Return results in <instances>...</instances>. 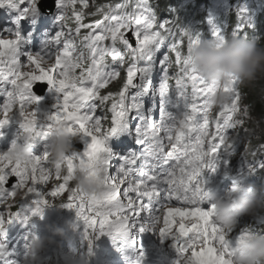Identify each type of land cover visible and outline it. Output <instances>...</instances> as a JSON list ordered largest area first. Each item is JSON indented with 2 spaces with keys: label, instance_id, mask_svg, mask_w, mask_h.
I'll return each instance as SVG.
<instances>
[{
  "label": "snow or ice",
  "instance_id": "obj_1",
  "mask_svg": "<svg viewBox=\"0 0 264 264\" xmlns=\"http://www.w3.org/2000/svg\"><path fill=\"white\" fill-rule=\"evenodd\" d=\"M131 2L101 5L91 15L102 19L84 23L89 0H57L59 30L37 53L24 49L18 30L0 32V97L4 98L0 103V129L19 117L21 127L32 133L33 145L61 128L81 139L90 137L82 154L74 151L54 168L49 164L48 144L29 160L13 156L15 140L8 150L0 151V205L8 209L0 211V237L11 219L27 222L52 203L48 197L67 193V202L62 204L76 210L90 248L93 239L103 235L115 242L129 239L133 233L155 232L162 241H173L178 253L175 264H231L228 231L213 221L211 208L201 207L204 190L198 177L202 168H215L218 152H230L229 131L237 136L239 130L248 132L244 125L250 116L249 107L241 108L239 82L233 77L223 85L230 94L229 102L214 112L217 106L211 97L216 87L190 67L191 49L201 40V34L180 29L172 21L160 22L150 0H135L128 11ZM0 8L18 13L14 21L18 29L21 20L38 15V0H0ZM236 15L239 24L231 34L246 35L243 29L254 27L253 13L241 6ZM70 20L75 22L74 27H69ZM82 29L87 31L82 33ZM211 34L222 40L225 31L213 23ZM77 41L83 50L78 51ZM164 48L167 50L162 52ZM122 70L126 78L121 89L104 94V89L118 81ZM156 71L161 82L154 89L151 78ZM170 81L175 82L174 87ZM36 82H46L58 94L55 112L44 118L37 115L41 98L33 94ZM149 91L161 98L159 119L152 110L144 113L141 97ZM172 91L182 104L179 116L168 110ZM109 103L111 124L104 128L107 114L97 115V111ZM133 114L139 117L135 142L141 149L123 155L113 152L109 139L128 131ZM178 118L189 134L176 132ZM257 151L264 152V145ZM257 151L251 155L255 157ZM77 171L96 178L100 191L86 196L70 186ZM53 180L52 190L42 194L39 188ZM18 190L25 197H36L30 215L23 210L11 211ZM249 233L243 231L237 240ZM11 257L5 244L0 243V258L16 264ZM144 259L141 251L134 264H143Z\"/></svg>",
  "mask_w": 264,
  "mask_h": 264
},
{
  "label": "clouds",
  "instance_id": "obj_2",
  "mask_svg": "<svg viewBox=\"0 0 264 264\" xmlns=\"http://www.w3.org/2000/svg\"><path fill=\"white\" fill-rule=\"evenodd\" d=\"M39 2L49 5V12L57 9V0H38ZM118 3H123V0ZM134 4L135 2L132 0L127 10L131 11ZM101 5L115 4H110L108 0H89V7L85 9L88 15L85 16L84 22H92L95 18L102 19V16L91 15ZM241 6L247 7L253 13L254 27H245L243 31L247 33L246 35H233L231 34L232 30L239 24L236 9ZM185 7L197 9L190 21L197 20L200 17V25L204 29L201 40L191 49L190 67L199 73L207 83L216 87V91L211 97L213 105L217 106L214 112L218 110V106L230 100V94L223 90V85L233 77L237 79L242 94L241 108L249 107L250 110V116L245 118L244 125V128L251 132L248 145L253 151H257L260 145H264V0H186ZM209 13L213 15L204 17L205 14ZM57 16L54 17L56 23L46 27V30H48L53 26V33L49 36V39L59 30ZM172 16L174 15L166 17L163 21H170L169 19ZM183 20H187V18L182 17L180 19V21ZM213 23L225 31L222 40L212 37L211 28ZM175 25L178 27V23ZM74 26L75 22L70 24L69 21V27ZM40 28L42 27L40 26ZM129 38L134 46V37L130 33ZM183 43H185L183 50L186 53L187 41L183 40ZM34 53L36 52L34 51ZM125 78L126 73H122L117 83L104 89L103 93L116 91L119 88L112 86L118 84L122 87ZM172 82L170 81L171 84ZM176 132L178 134H189L187 126L180 122L179 118ZM31 135L32 133L29 130L23 129L18 141L11 147L13 156L21 160L32 158L34 153L33 143L30 140ZM228 135L232 137L230 152L226 153L221 150L216 155L215 168L204 167L201 169L198 177L204 190V201L201 207L204 209L211 208L213 221L225 231H228L226 239L231 243V264H264V152L257 151V155L251 161H245V158L241 159L238 162L239 167L236 172L232 169L233 160L237 159L241 153V148L245 147V144L238 140L236 133L229 131ZM49 136V164L54 168L56 164L63 162L66 155L75 151L74 141L78 136L72 135L64 128L53 131ZM242 137L244 135L239 138ZM124 144L126 145V142ZM217 178L218 188H216ZM237 178L239 181H236ZM74 184L86 196H92L100 191L98 180L94 177H86L82 171H77ZM25 195L22 190H18L16 193L18 199H23ZM173 203L175 204V202ZM7 211L8 209L5 212ZM259 213L263 216L255 225L251 226L246 222L247 215H258ZM255 219L256 217L250 219V221ZM245 230L250 231L249 235L238 241L237 237ZM54 235L63 236L64 231L62 229L54 230ZM167 240V249L162 258L163 261L156 254L151 253L148 262H151V258H153V264H175L174 257L177 251L173 247V241L170 238ZM154 241L156 242L154 243ZM54 242V236L33 239L28 249V255L22 264H35L43 249L45 247L46 250L49 249L47 244ZM146 242L154 243L158 253H162L160 250L162 240L158 235L154 236L151 232H148ZM165 242L166 240L163 241V247ZM21 261L17 264H20ZM70 264H90V255L85 253L83 257L71 261Z\"/></svg>",
  "mask_w": 264,
  "mask_h": 264
},
{
  "label": "bare ground",
  "instance_id": "obj_3",
  "mask_svg": "<svg viewBox=\"0 0 264 264\" xmlns=\"http://www.w3.org/2000/svg\"><path fill=\"white\" fill-rule=\"evenodd\" d=\"M220 1H222V0H220ZM108 2L110 4H116V3L120 2V0H108ZM219 3H221V2H219ZM57 15H58V10L49 14V18L40 25L42 28L39 31H37L36 38H35V44L33 45V48L35 49L36 53L40 52L44 48L45 41L48 40L49 36L53 33V26H52V28H50L48 30H46V26H48L50 24L54 25L56 23V21H54V17H56ZM43 33H45V35L41 37V35ZM38 41H39V43L37 44ZM122 73H125V72L122 70L121 75H122ZM116 83H117V81L113 82L111 85L116 84ZM172 85H173V87L175 86L174 81L172 82ZM158 86L153 87V88H157ZM170 93H169V95H170L169 96V102L171 101V97L173 95ZM155 100L158 101V95L155 97ZM106 105L108 106L109 104H106ZM143 105H144V107H146V112L148 113L149 112L148 106H146L145 104H143ZM155 109H157L156 106L153 109V114L155 113L154 112ZM100 114L103 115L104 112H100ZM154 115H155V118L158 119L159 111ZM138 119L139 118H137L135 121L130 120V122H129L130 130L137 123ZM102 123H103L104 128L110 127V124H111L109 121H103ZM121 134L124 137L126 135V132L121 133ZM241 135H244V137L249 136V140L246 142L245 147L241 148V151H243V152H245L246 148H247L248 152L244 155H242L243 153H241L237 157V159L233 160L232 169H234V170H236L239 167L238 162L241 159L245 158V161H251L254 159V157L251 155V152H253V149H251L248 145V142L251 139V132L249 130L247 133L242 131L241 134L239 136H237V138H239ZM133 137L134 136L125 137V141L126 142L129 141ZM89 139H90V137H84L83 139H81L80 137H77V139L74 141L75 151L82 154L86 150L87 144L90 143ZM122 140H124V139L122 137L120 139V137H119L116 144L111 148L113 150V152L119 153L120 148H121L120 146L123 145L120 143V141H122ZM7 141H9L8 147L4 148L2 151L8 150L12 145V141H11L10 137H4V138H2V140H0V146H2ZM48 142L49 141L45 142V144H48ZM43 146L36 149V151H34L33 153L35 155H39L43 149ZM116 148H118L117 151H115ZM236 172H237V170H236ZM236 181H239L238 178L236 179ZM247 182H249V180H247ZM54 183H56V181L53 180V181H50L48 185H42L39 188V191L42 194L46 195L47 192H50L52 190ZM45 188H48V190H45ZM223 190H225V189H223ZM61 196H62V200L60 198ZM61 196L58 199L48 197V199L52 202L51 204L55 205V209L53 211L60 208L64 212V216L73 214L72 212L70 214V213L64 211V209H66V207H64L62 203L66 201L67 194L64 193ZM28 197L29 198L24 197L23 199H20L16 203L21 202V201H25V202H29L30 204L34 205L33 201L35 200L36 197L33 194H29ZM157 207H159V206H157ZM53 211H49V212H51V214L48 217V222L45 221L44 223L41 224V227H40V229L36 235H38V237H49L50 235H54V230H57V228L51 223H53L55 218H57V220L65 226V228L68 230V234H66L64 232L63 236L56 235L54 248L51 252V255L53 257V261L50 260L49 256L44 254L42 251L39 254L38 259L35 261V264H39L42 257H43L44 261L48 264H70L71 261H73L77 258L83 257L85 255V253H88L90 255V258H92V257L97 256L99 254V251L97 248V244L99 241L103 242L104 250H105V256H106L105 261L109 260V264H112V262H114V261H115L114 264H128L131 261V259L134 257V253H136L138 255L141 251L139 245H140V242L142 241V232L133 233V240H134L133 250L129 251L126 249V247H128V249L131 247L130 243L127 242L125 244V246H124L123 241L120 243L121 248L125 247V249L123 250V255H127L129 253V257L125 260V262L121 261V259H119V257L111 251L112 244L110 242V236H108V235H103V236H99V238H94L92 241V244H91V248H90L87 240H85L84 238L79 239L77 237L76 231L81 230L80 226H82V228H84L82 221H80L79 223H76V224L66 223L63 220L64 217L61 213H52ZM52 214L54 215L53 217H52ZM250 218H251V215H247L246 222L249 223L251 226L255 225L256 222L250 221ZM27 225H28V221L24 222L22 218L19 220V222L16 225V230L19 232V241H22L23 244L21 246H16V247L9 246V248H8L11 250V253H12L11 258L14 259L15 261L17 259H19L21 256H23V254H25V257L22 259L20 264H22L23 260L27 257L28 249H29V246L31 244L27 241V232H25L24 234L20 233L21 228L23 226H27ZM37 225H39V223H36V226ZM151 234H153L154 236L157 235L155 232H151ZM155 242L156 241H154V243ZM154 243L149 242L146 245L147 246L146 248H148L149 252L156 254L162 260L163 255L167 249L168 240H166L164 247H163V241H162L161 249H160L162 253H158L156 245ZM65 244H66V247L64 248ZM78 247H80V248H78ZM144 255H145V253H144ZM177 256H178V253H176V255L174 257V262H176ZM0 260H2V262L0 264H8V258H0ZM134 261H135V258H133V264H134ZM143 263H146V260H144ZM150 264H153V258H151Z\"/></svg>",
  "mask_w": 264,
  "mask_h": 264
},
{
  "label": "rangeland",
  "instance_id": "obj_4",
  "mask_svg": "<svg viewBox=\"0 0 264 264\" xmlns=\"http://www.w3.org/2000/svg\"><path fill=\"white\" fill-rule=\"evenodd\" d=\"M242 131H243V130H240L239 135L241 134ZM238 140H239L240 142H242V144H246V142L249 140V136L242 137V138H238ZM241 153H243L242 155H244V154H246V151H245V152L241 151ZM241 153H240V154H241ZM58 198H59V197H57L56 199H58ZM64 211H66V212H68V213L71 214V211H69V210H67V209H64ZM262 216H263V215H262L261 213H259L258 215H251V218H250V219H253V218L256 217V219L253 220L252 222H256V223H257V222L259 221V219H260ZM63 220H64L66 223H72V224H76V223H79V222H80V220L78 219V217H77L76 214L67 215V216L64 217Z\"/></svg>",
  "mask_w": 264,
  "mask_h": 264
}]
</instances>
